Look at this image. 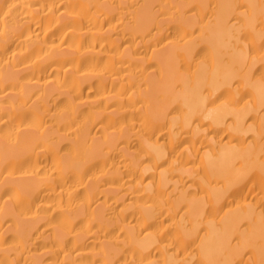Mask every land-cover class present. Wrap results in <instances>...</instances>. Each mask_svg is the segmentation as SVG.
I'll return each mask as SVG.
<instances>
[{"label": "bare ground", "instance_id": "1", "mask_svg": "<svg viewBox=\"0 0 264 264\" xmlns=\"http://www.w3.org/2000/svg\"><path fill=\"white\" fill-rule=\"evenodd\" d=\"M65 1L0 0V264H264V0Z\"/></svg>", "mask_w": 264, "mask_h": 264}, {"label": "rangeland", "instance_id": "2", "mask_svg": "<svg viewBox=\"0 0 264 264\" xmlns=\"http://www.w3.org/2000/svg\"><path fill=\"white\" fill-rule=\"evenodd\" d=\"M65 2H68L67 0L65 1ZM36 20V22L37 23H39L40 21L38 20V19H35ZM39 21V22H38ZM41 23V22H40ZM39 26V25H38ZM36 27V26H35ZM68 32V33H67ZM65 33V32H64ZM66 35H68L69 37H70V39H69V37H68V39L70 40L69 42L70 43H72V40H71V38L73 39V35L69 32V31H66V33H65ZM121 39V41H120V43H118L119 45H120V47H122V46H124L125 44V41H126V39L127 38H124V40L122 39V38H120ZM120 39H117L118 40V42H119V40ZM117 40L115 39L114 41H115V43H113V45H117V47H119L118 46V44H117ZM123 40V41H122ZM128 40V39H127ZM145 44V45H144ZM143 44V46L144 47H146V46H150V47H152L154 44H152V43H150V42H147V43H144ZM150 44V45H149ZM119 47V48H120ZM10 48V49H9ZM13 48V47H12ZM11 48V46L9 47H7V46H0V54H2L3 56H8V55H12V54H14L15 53V49L13 48L12 49ZM149 48V47H148ZM147 47H146V49H148ZM153 48V49H152ZM151 49L149 48L148 50L149 51H153L154 49H155V46H153ZM2 52V53H1ZM10 53H12V54H10ZM60 55V53L58 54V56L55 58V60H59V61H57V62H54L55 64H53V62H52V64H51V69H49V68H47V69H49V71L54 75V76H58L60 73H61V71H63V70H65L66 71V68H65V66L67 65V64H69V65H75L76 63H78L79 62V56L77 55V54H75V53H70V51L68 50V49H66V50H64L63 52H61V55ZM70 55V56H69ZM68 56V57H67ZM65 58V59H64ZM72 59L74 60V61H72ZM77 59V60H76ZM76 60V61H75ZM66 61V62H65ZM106 63L105 64H107L108 62L107 61H105ZM66 63V64H65ZM82 67H83V64H80V66H79V68H81L82 69ZM109 67V65L108 66H106L105 65V67H103V68H108ZM45 69V68H44ZM44 69H41V68H39V70H36L35 72H44L45 70ZM58 72V73H57ZM62 73H64V72H62ZM61 73V74H62ZM66 73V72H65ZM68 75V76H67ZM65 76H67L66 78L68 79V80H71V81H76V78H77V82H80L81 81V78L83 79V73H82V75H78L77 73H73L72 75L71 74H68V73H66V75ZM79 76V77H78ZM75 78V79H74ZM74 79V80H73ZM106 82H108V80H101V81H99L98 79L94 82V86L95 87H97V86H103V84H107ZM100 84H102V85H100ZM252 186L253 185H251V187H248V190H251L250 188H252ZM259 187V188H255L254 190H256V189H261V187H260V185L258 184V185H255V186H253V187ZM252 190H253V188H252ZM79 198H82V197H79ZM54 222H56V221H54ZM61 222V221H60ZM57 223H59L58 221H57ZM56 223V224H57ZM55 224V223H54ZM4 255V254H3Z\"/></svg>", "mask_w": 264, "mask_h": 264}]
</instances>
